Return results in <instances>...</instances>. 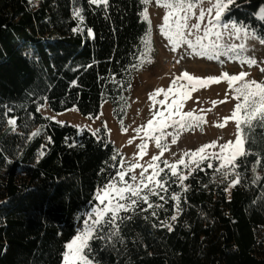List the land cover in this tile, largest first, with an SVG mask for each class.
Segmentation results:
<instances>
[{
  "label": "trees",
  "instance_id": "trees-1",
  "mask_svg": "<svg viewBox=\"0 0 264 264\" xmlns=\"http://www.w3.org/2000/svg\"><path fill=\"white\" fill-rule=\"evenodd\" d=\"M262 6L264 0H236L230 18L261 40ZM144 7L141 0H108L106 7L89 0H0V264H61L97 187L115 176L121 156L111 159L118 152L103 130L99 137L58 124L37 108L47 103L55 113L75 108L95 118L108 102L120 119L146 46ZM9 118L16 119L15 131ZM247 134L250 154L234 170L218 172V162L209 168L206 160L183 185L161 175L167 191L150 196L152 209L141 212L147 208L141 203L122 212L132 219L120 224L119 237L107 246L93 241L99 264H264V129ZM236 173L240 183L230 187Z\"/></svg>",
  "mask_w": 264,
  "mask_h": 264
},
{
  "label": "snow or ice",
  "instance_id": "snow-or-ice-1",
  "mask_svg": "<svg viewBox=\"0 0 264 264\" xmlns=\"http://www.w3.org/2000/svg\"><path fill=\"white\" fill-rule=\"evenodd\" d=\"M151 2L152 0H141V3L145 5L141 16L148 24L142 41L149 46L151 45V21L147 5ZM205 2L209 5L206 9L202 6ZM89 3L92 5H104L106 7L108 0H89ZM155 3L165 9L159 31L168 40L173 51L184 44L191 49L192 54L208 56L211 59L213 56L209 55V50L216 49L218 44L216 42L205 44L203 41L210 36H215L219 40L222 36L219 29H231L232 33L237 35L242 31L246 35L249 34L241 23L232 21L230 18L231 6L236 4V0H155ZM236 6L239 7V5ZM195 9H199L198 14ZM256 15L264 19V7H261ZM73 16L83 23L82 9H73ZM225 16H229V19L225 20ZM193 17H195L196 22L190 23ZM205 20H207L206 24H204ZM202 25H204L203 36L199 35ZM80 30L79 27L73 29L74 32ZM87 34L92 36V30L87 29ZM194 34L195 38L190 39L189 37ZM260 42L264 43V38H261ZM236 47L233 45V50ZM239 48L243 49L244 45H239ZM147 62L151 63L150 56L147 57ZM243 62L250 66L257 63L253 58H243ZM261 72H264V68H261ZM248 75L249 73L243 71L237 75H229L227 72H224L220 76L201 78L185 71L179 76H175L167 89L157 88L149 93V99L152 100L153 108L157 104L165 105L169 97H172L171 103L167 104L164 110L154 111L146 125L134 129L138 136L143 132L145 137L155 141L156 147L160 149L159 155L152 156L151 161L148 162L146 167L136 161L129 164L125 169L124 162L120 161V167L117 168L115 176H110L105 183L97 187L94 194V201L96 203L91 207L90 211L83 214L86 218L77 227L76 234L71 240L65 243V250L61 253V264H99V261L95 258L92 246L93 241H105L107 246L112 237H119L120 224L124 220L132 219L130 215L122 216V212H134L141 203L146 204L147 208H140V211L146 212L147 209L154 207L153 203L150 202V196H159L160 191H167L166 185L168 181L164 176H161V173H164V168H160L159 164L153 163L158 161L168 148L167 143L164 142L166 136L170 135L172 137L171 142L175 144L181 131L191 129L194 125L199 126L204 122L203 116H194L193 111L181 112L184 100L190 98V92L196 91L198 88L208 87L213 83H220L222 80L227 82L232 99H235L237 102L231 112V116L224 118L225 123L216 126L223 128L228 120H234L236 125L235 140H229L220 144L218 153H206L207 149L217 147L216 141L204 144L195 151H186L174 163H169L167 160L163 161L165 168L168 169L171 177H175L183 185L184 180L188 177L182 172H178V165L189 168L190 164H194L196 168H199L203 161L211 157L221 162L220 167L216 169L218 172L222 169L234 170L239 167L236 163L237 159L250 154L244 147L248 142L247 133H251L257 127L264 129V82H258L255 79H245ZM182 81H187V84L182 83ZM161 94H163L164 99L157 100L156 97ZM228 95V93H225V101L228 99ZM225 101H219V103H224ZM212 103L215 105L217 101H213ZM37 111H40L39 107ZM5 116H7V113H5ZM174 117H179V119H174ZM7 123L15 131L16 119L9 118ZM167 127H173L175 131L172 133L163 132L162 129ZM245 130H247V133ZM99 131V129H96L93 135H96ZM123 131L126 132L127 129L124 128ZM155 132H159V135L154 136L153 133ZM38 134L39 131L32 133L33 136ZM140 138L142 142L137 147L140 149L142 158L143 155L147 154V141L143 137ZM129 143H132V140H129ZM117 154H113L111 157L113 161L116 160ZM184 157L190 158L189 163H185ZM257 164H259V161H257ZM112 167H115V165H112ZM207 167L212 168L213 165L209 163ZM136 168L142 169L139 177L132 174ZM149 168L152 169L151 174L146 175ZM253 171H255V165L253 166ZM167 175L168 173H165V176ZM188 175H191V170ZM224 175L227 176L228 171H225ZM126 176H128L127 180L125 179ZM239 183V174L236 173L235 178L230 182V187H234ZM184 190L186 191L187 189L185 188ZM225 191H228V189L226 188ZM160 199L163 200L164 197L160 196ZM171 199L179 202L180 197L174 194L171 196ZM155 207H162V205H155ZM176 210L178 214L180 211L179 203L176 205ZM152 215H156L155 211L152 212ZM170 219L175 221L177 215H172ZM161 224L167 227L169 231L172 230L171 225L166 222L161 221ZM153 226L155 227L156 225ZM119 239L123 243V238L120 237ZM112 246L115 247L114 244Z\"/></svg>",
  "mask_w": 264,
  "mask_h": 264
},
{
  "label": "rangeland",
  "instance_id": "rangeland-1",
  "mask_svg": "<svg viewBox=\"0 0 264 264\" xmlns=\"http://www.w3.org/2000/svg\"><path fill=\"white\" fill-rule=\"evenodd\" d=\"M31 1L37 4L39 0ZM202 6L206 9L209 5L205 2ZM147 8L152 28L151 45L146 44L137 67L132 72V87L127 99L125 98L126 103L120 119L113 115L112 107L108 102L101 105L100 112L95 118L84 117L75 108L55 113L49 109L47 103L39 106L40 111H38L43 117L58 124H68L79 130L83 129L91 133L96 129L103 130L107 141L115 146L121 156L125 169L129 164L136 161L146 167L152 156L159 155L160 149L156 147L155 141L145 137L143 132L138 136L134 129L146 125L154 111H162L167 107V104L171 103L172 97L170 96L165 105L157 104L153 108L149 93L157 88L167 89L175 76H179L185 71L201 78L220 76L224 72L229 75H237L243 71L249 73L245 79H255L258 82H264V72H261V68H264V43H261L256 36L249 32L246 35L244 31L237 35L233 34L231 29H219L222 33L219 40L215 36H210L203 41L205 44L211 42L218 44L216 49L209 50V55L213 56L211 59L208 56L192 54L191 49L184 44L173 51L168 40L159 31L165 9L159 7L155 0H152L147 5ZM195 11L198 14L199 9H195ZM194 22H196L195 17L192 18L190 23ZM206 23L207 20H205L204 24ZM203 27L204 25H202L199 33L201 36H203ZM189 38L194 39L195 34ZM241 44L244 45L243 49L239 48ZM233 45L237 46L235 50L232 48ZM148 56L151 58V63L147 62ZM243 58H253L257 63L250 66L243 62ZM182 83L187 84V81H182ZM225 93L229 94L226 101ZM156 99H164L163 94L157 96ZM213 101H217V103L213 105ZM219 101L225 102L219 103ZM236 102L235 99H232L227 82L223 80L220 83H213L208 87L198 88V90L190 92V98L184 100L181 112L193 111L194 116H203L204 122L199 126L194 125L191 129L181 131L175 144L171 142L172 137L170 135L166 136L164 142L167 143L168 148L158 161L153 162L159 164L160 168H164V173H161V175H165V173L170 175V172L163 164L165 160L169 163H174L180 159L184 152L195 151L202 145L210 144L212 141L217 142V147L207 149L206 153H218L220 144L229 140L234 141L236 133L234 120H228L223 128L216 125L225 123L224 118L231 116ZM174 119H179V117H174ZM124 128L127 129L126 132L123 131ZM100 131L96 133L99 137H101L99 135ZM162 131L172 133L175 129L167 127L162 129ZM153 135H159V132H155ZM140 137L147 141V154L143 155L142 158L140 149L137 147L142 142ZM129 140H132V143H129ZM184 159L185 163H189V157H184ZM207 161L209 163L218 162L219 166L221 163L211 157ZM195 168L194 164H190L189 168L178 165V172H182L188 177L189 171L191 170L192 173ZM141 170V168H136L132 174L139 177ZM151 171L152 169L149 168L146 175L151 174ZM125 179L127 180L128 176ZM90 210L91 208L87 211Z\"/></svg>",
  "mask_w": 264,
  "mask_h": 264
},
{
  "label": "clouds",
  "instance_id": "clouds-1",
  "mask_svg": "<svg viewBox=\"0 0 264 264\" xmlns=\"http://www.w3.org/2000/svg\"><path fill=\"white\" fill-rule=\"evenodd\" d=\"M151 34H152V28H151Z\"/></svg>",
  "mask_w": 264,
  "mask_h": 264
}]
</instances>
